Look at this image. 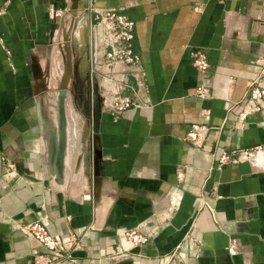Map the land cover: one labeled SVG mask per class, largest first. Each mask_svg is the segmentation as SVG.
I'll return each mask as SVG.
<instances>
[{"label":"crops","instance_id":"0c3cea01","mask_svg":"<svg viewBox=\"0 0 264 264\" xmlns=\"http://www.w3.org/2000/svg\"><path fill=\"white\" fill-rule=\"evenodd\" d=\"M107 10L135 23L139 77L104 57L95 12ZM70 28V94L91 125L85 139L84 124L68 128L58 185L47 130ZM196 49L211 63L208 99ZM263 65L264 0H0V264H264V170L224 160L264 148V109L240 118ZM123 83L137 105L113 111ZM36 221L62 239L57 259L25 235ZM134 228L145 243L123 240Z\"/></svg>","mask_w":264,"mask_h":264},{"label":"built area","instance_id":"2783aa9c","mask_svg":"<svg viewBox=\"0 0 264 264\" xmlns=\"http://www.w3.org/2000/svg\"><path fill=\"white\" fill-rule=\"evenodd\" d=\"M96 23L102 27V40L105 45L104 57L109 65L119 61L134 68V75L139 77L143 73L141 58L135 48L134 21L126 14L116 10H107L104 12H95ZM192 63L196 68L201 83L196 89L198 95L204 99L211 97L212 80L209 73L210 60L208 54L202 49L193 51ZM124 88H134L130 84H121L111 91L109 108L113 111H121L126 108L137 105L136 101L130 95H121L120 91ZM250 94L246 101V110L241 113L240 118L245 120L251 113L264 109V65L259 75L253 79L250 84ZM199 126L193 125L188 132V137L197 140L199 136ZM237 156L226 159L238 161L240 159L248 160L256 169L264 170V148L256 146L253 148L241 149ZM25 235L34 238L40 245L45 247L50 253L52 259H57L59 254L65 249L64 243L59 236L50 235L43 223L34 222L26 227ZM123 240L142 244L148 240V235L139 228L124 231ZM121 244L119 250L123 247Z\"/></svg>","mask_w":264,"mask_h":264},{"label":"water","instance_id":"95a60500","mask_svg":"<svg viewBox=\"0 0 264 264\" xmlns=\"http://www.w3.org/2000/svg\"><path fill=\"white\" fill-rule=\"evenodd\" d=\"M72 25L74 20L72 19ZM73 36V35H72ZM71 28L62 32L63 47L65 49V63L63 76L57 91L56 99V124L47 130L48 142V166L54 181L60 185L64 183L65 160L68 145V120H67V97L71 92L73 75V37ZM90 119H87L83 127L82 139H85L90 130Z\"/></svg>","mask_w":264,"mask_h":264},{"label":"rangeland","instance_id":"374dc122","mask_svg":"<svg viewBox=\"0 0 264 264\" xmlns=\"http://www.w3.org/2000/svg\"><path fill=\"white\" fill-rule=\"evenodd\" d=\"M77 106L75 104V102L73 101L72 95L69 93L68 97H67V120H68V128L69 130H73V126L78 125L79 128V133L81 132L82 126L84 124V117L81 116L78 112H77ZM74 118V119H73ZM72 134V131H71ZM71 138H73L71 136ZM78 139V138H77Z\"/></svg>","mask_w":264,"mask_h":264},{"label":"bare ground","instance_id":"6f19581e","mask_svg":"<svg viewBox=\"0 0 264 264\" xmlns=\"http://www.w3.org/2000/svg\"><path fill=\"white\" fill-rule=\"evenodd\" d=\"M73 13H74V11H73ZM73 18V17H72ZM74 119V118H73ZM74 130V132H75V129H73ZM70 131V130H69ZM72 131V130H71ZM75 137V136H74Z\"/></svg>","mask_w":264,"mask_h":264}]
</instances>
